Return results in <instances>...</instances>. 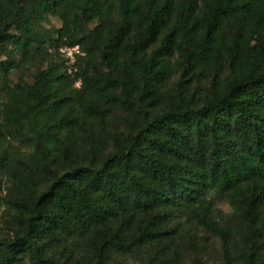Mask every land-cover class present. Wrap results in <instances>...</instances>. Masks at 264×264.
<instances>
[{
	"label": "trees",
	"instance_id": "trees-1",
	"mask_svg": "<svg viewBox=\"0 0 264 264\" xmlns=\"http://www.w3.org/2000/svg\"><path fill=\"white\" fill-rule=\"evenodd\" d=\"M43 56L59 65L11 86ZM117 111L127 132L82 162V124ZM3 174L17 194H0V264H182L171 216L225 238L217 199L247 230L236 264H264V0H0V193Z\"/></svg>",
	"mask_w": 264,
	"mask_h": 264
},
{
	"label": "rangeland",
	"instance_id": "rangeland-1",
	"mask_svg": "<svg viewBox=\"0 0 264 264\" xmlns=\"http://www.w3.org/2000/svg\"><path fill=\"white\" fill-rule=\"evenodd\" d=\"M60 21L57 17L48 15L42 24L44 28H58ZM59 60L57 57L43 56L34 60L31 64L20 68H14L9 74L11 86L16 87L24 83H31L34 74L38 70H46L50 66H58ZM102 71L107 72V68L101 67ZM80 81L74 83V87L79 88ZM182 83L180 74L173 76L161 89V97L159 108L167 103L168 96L177 93ZM211 85V77L196 78L190 84V92L194 93L199 101H202ZM183 86V85H182ZM1 95L3 93L1 92ZM156 110H153V113ZM129 120L128 117L121 111L115 112L108 121L85 122L82 124L83 139L74 136L75 147L78 150V155L84 163H89L92 159L97 160L98 157L104 155L113 148V137L123 135L127 132ZM87 136H91L93 142L89 141ZM100 140V142L97 141ZM71 142V141H70ZM98 142V144L96 143ZM99 148L98 152L94 153L95 147ZM94 157V158H93ZM3 191L1 196L14 197L17 193L13 189H9V182L6 175H2ZM232 207L226 199H217L215 211L211 215V220L217 222L225 231V238L215 234L205 226L199 224L187 223L184 217L178 214L171 216L170 226L175 231V235L168 242L169 252L175 250L180 257L182 264H192L201 262L203 264H223L226 254H229L232 263L236 264L238 258L235 254V244L242 242L246 235V228L232 216ZM5 214L0 215V228H6Z\"/></svg>",
	"mask_w": 264,
	"mask_h": 264
},
{
	"label": "built area",
	"instance_id": "built-area-1",
	"mask_svg": "<svg viewBox=\"0 0 264 264\" xmlns=\"http://www.w3.org/2000/svg\"><path fill=\"white\" fill-rule=\"evenodd\" d=\"M60 54L66 65L67 72L72 74L76 71V63L78 59L83 57L85 52L78 44H75L72 46H62L60 48Z\"/></svg>",
	"mask_w": 264,
	"mask_h": 264
}]
</instances>
